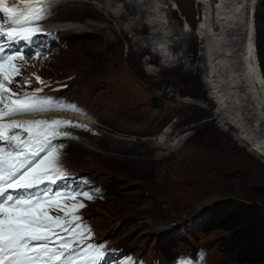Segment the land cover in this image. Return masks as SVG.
I'll use <instances>...</instances> for the list:
<instances>
[{
  "label": "rangeland",
  "instance_id": "rangeland-1",
  "mask_svg": "<svg viewBox=\"0 0 264 264\" xmlns=\"http://www.w3.org/2000/svg\"><path fill=\"white\" fill-rule=\"evenodd\" d=\"M102 1L111 0L55 7L42 23L56 25L52 34L63 44L29 62L17 60L21 75L12 85L23 91L43 87L40 95L77 105L91 117L92 131L75 132L85 142L56 141L66 145L62 163L70 176L87 178L99 190L92 201H76L86 205L77 214L90 226L91 241L122 247L142 264H177L181 257L193 264H264V248L249 256L251 262H241L238 244L243 234L264 241V156L253 154L246 141L236 139L238 132L213 116L201 74L202 36L199 29L194 33L202 0H157L176 34L171 43L180 46L174 53L187 54L188 63L174 69H162L153 50L139 54L120 17L97 9ZM250 4L245 18L254 26L255 61L264 77V0ZM91 10L101 17L83 16ZM211 16L217 20L218 14ZM243 16L232 23L236 37L243 35ZM133 58L140 74L131 71ZM149 64L155 75L148 73ZM156 101L160 108L153 107ZM169 129L175 137L185 133L184 140L169 156H153L157 139ZM65 203L70 207L73 201ZM224 211L228 226L221 221Z\"/></svg>",
  "mask_w": 264,
  "mask_h": 264
},
{
  "label": "snow or ice",
  "instance_id": "snow-or-ice-1",
  "mask_svg": "<svg viewBox=\"0 0 264 264\" xmlns=\"http://www.w3.org/2000/svg\"><path fill=\"white\" fill-rule=\"evenodd\" d=\"M53 3L0 0V264H103L108 255L103 243L91 242L92 230L77 214L86 205L76 201H92L99 190L91 188L87 178H79L75 187L67 182L70 174L62 163L66 145L56 143L75 138L68 129L92 130L64 118L17 119L54 111L88 116L77 105L40 95L43 87L32 91L12 87L21 75L16 61L42 55L41 47L29 56L19 45L23 41L31 48L35 37L44 33L41 22L54 14ZM35 80L44 85L41 77ZM69 199L70 207L65 203ZM52 210L63 215L53 216ZM203 258L201 252L198 259ZM111 264L135 262L122 258ZM177 264L193 261L181 257Z\"/></svg>",
  "mask_w": 264,
  "mask_h": 264
},
{
  "label": "bare ground",
  "instance_id": "bare-ground-1",
  "mask_svg": "<svg viewBox=\"0 0 264 264\" xmlns=\"http://www.w3.org/2000/svg\"><path fill=\"white\" fill-rule=\"evenodd\" d=\"M67 1L82 0H54L51 6L53 11L55 7ZM246 1L202 0L203 16L197 32L202 36L201 38L199 35L201 74L208 98L215 105L213 116L218 119L221 126L228 125L238 132L236 139L246 141L250 145V151L260 157L264 156V77L255 61L257 51L252 38L254 26L250 16L247 20L245 18L246 9L248 11V7L251 8L253 1H250L252 4L247 7ZM160 3L157 0H111L107 3L102 1V4L98 3L96 7L104 10L105 13L108 12L109 16L120 17L119 20L124 22V29L128 34H133L134 44H132L137 46L139 54H145L149 49L153 50L152 57L161 60L162 69H174L183 62L188 63L187 54L174 53L173 49H178L180 46L171 43L170 38L175 37L176 34L172 31V26H169L170 22L167 21L169 18L165 17L164 7ZM214 10L218 14L217 20L211 16ZM242 15L245 19L242 22L244 32L242 36L236 37L237 33L232 31V23L235 24ZM83 16L92 19L101 17L94 10L84 13ZM42 22V28L47 30L46 33H52L57 28L56 25ZM190 27L188 26L185 31H190ZM121 34L122 39L127 40L122 31ZM120 42L109 44L107 50L118 47ZM169 47L172 50H169ZM119 55L118 52L115 62L118 61ZM138 62V58L131 59L132 73L140 74L137 68ZM151 66L152 64L147 65L148 73L155 75L158 70ZM36 115L17 119L64 118L91 126L90 119L74 113L55 111L39 118H36ZM68 130L73 133L75 139L85 142V138L75 133L77 129ZM175 135L176 133L170 134V129L163 133L157 139L154 148H151L153 156H169L185 138V133H180L176 137Z\"/></svg>",
  "mask_w": 264,
  "mask_h": 264
},
{
  "label": "trees",
  "instance_id": "trees-1",
  "mask_svg": "<svg viewBox=\"0 0 264 264\" xmlns=\"http://www.w3.org/2000/svg\"><path fill=\"white\" fill-rule=\"evenodd\" d=\"M229 213L224 211L222 212L221 218H222V222L225 226H228V222H229ZM232 226V225H230ZM239 257H243V259L241 260V262L245 261V262H251V258L249 256H254L257 251L261 250L262 248H264V241L261 239H257V238H249L248 234H243V236H241V241H239ZM256 252V253H255ZM246 256V257H245ZM245 257V258H244Z\"/></svg>",
  "mask_w": 264,
  "mask_h": 264
},
{
  "label": "water",
  "instance_id": "water-1",
  "mask_svg": "<svg viewBox=\"0 0 264 264\" xmlns=\"http://www.w3.org/2000/svg\"><path fill=\"white\" fill-rule=\"evenodd\" d=\"M169 50H172L170 47H169ZM153 107L154 108H160L161 107V104L159 101H156L154 104H153Z\"/></svg>",
  "mask_w": 264,
  "mask_h": 264
}]
</instances>
